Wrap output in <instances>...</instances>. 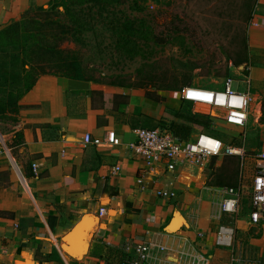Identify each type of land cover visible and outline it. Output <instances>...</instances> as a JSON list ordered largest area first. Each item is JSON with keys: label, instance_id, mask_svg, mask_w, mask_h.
Segmentation results:
<instances>
[{"label": "crops", "instance_id": "obj_1", "mask_svg": "<svg viewBox=\"0 0 264 264\" xmlns=\"http://www.w3.org/2000/svg\"><path fill=\"white\" fill-rule=\"evenodd\" d=\"M50 1L0 0V28L20 19L31 6ZM247 35L253 59L247 74L257 87L264 86V0L257 1ZM82 88H86L83 80L44 74L19 100L21 108L9 136L23 132L12 145L16 159L8 153L11 163H6L0 155V176L9 171V181L0 180V264H119L130 246L163 230L194 240L211 256L210 264H230L229 250L215 243L220 222L214 215L225 187L208 184V162L202 166L182 161L175 171L161 172L154 179L148 176L147 187L142 188L144 163L132 144L137 140L134 128L143 126L124 118L123 103L113 109L105 97L95 105L90 96L75 93ZM103 90L130 95V106L161 118L163 109H152L153 101L143 93ZM177 102L168 98L164 105ZM110 130L117 135L113 145L85 141L86 133L102 140ZM0 139L9 150L1 133ZM157 188L176 195L160 197ZM250 209L251 184L242 186L235 227L239 229L241 221L243 233L262 231L253 240L263 261L264 224L249 221ZM172 223L181 226L169 230Z\"/></svg>", "mask_w": 264, "mask_h": 264}, {"label": "rangeland", "instance_id": "obj_2", "mask_svg": "<svg viewBox=\"0 0 264 264\" xmlns=\"http://www.w3.org/2000/svg\"><path fill=\"white\" fill-rule=\"evenodd\" d=\"M136 1L141 8L140 11L135 10L137 5L133 3L134 0H128L126 4L121 5L129 17L137 19L136 24L143 32L135 51L131 50V46L128 50L122 48L118 42V31L113 30L111 24L108 25L111 16L108 19L105 13L99 17L95 29L86 32L84 42L73 39L59 42L49 36L48 43L56 44L60 53L56 55L45 53L46 57L59 63L76 57L85 69L87 78H90L83 80L86 82V88L76 91V94L90 96L96 105L102 103L105 97L112 102L115 100L116 93L105 94L103 89H129V92L134 89L153 101L152 109L158 106L163 109L161 118L158 120L146 115L147 113H143L141 107L136 105L130 106V95L120 98L124 100L122 102L125 108L124 118L136 126L154 127L162 125L159 123L162 118H169V108L181 104L180 91L187 84L223 89L225 78L230 76L236 80L245 78L243 70L247 67H243V64L238 65L235 61L244 57V36L247 35L254 18L258 0ZM43 6L47 9L51 7L49 2ZM58 9L62 11L63 7ZM51 14L56 15V12L53 11ZM43 17L36 15L35 19L45 23ZM31 53L25 51V47L17 45L0 48V87L17 90L23 86L26 73L23 66L24 58L29 61L27 70L28 74H31L30 78L40 72L39 66L33 64ZM56 62L46 64V70L63 76V71ZM117 84H141V87ZM165 86L178 90H166ZM234 87L247 90L244 82L235 81ZM251 92L253 96H256L257 92L259 95L256 96L258 100L251 104L249 122L244 129L215 121L214 127L210 130L217 133L224 142L243 147L245 155L244 157L219 155L210 159L206 164L210 172L208 184L227 187L242 181L247 188L251 184L257 155L264 153V86L257 87L252 81ZM155 96L159 98L156 99ZM168 98L178 100L179 103L165 106ZM192 109L194 111V106ZM14 114V117H0V133L9 148L8 150L4 147L0 139V155L6 163H11L8 153L13 155V160L16 159V151L12 145L15 139L19 138L17 133L12 138L9 137L14 131L13 126L19 112ZM10 167L16 174L15 166L10 164ZM7 172L0 176L1 181L7 180ZM180 226V223L177 226L172 223L168 229L174 230ZM242 226L240 221L238 228L242 229ZM239 229H236L232 247L227 248L230 252V264H264V259L262 261V257L258 255L259 247L253 240L254 237H260L262 231L250 230L246 234Z\"/></svg>", "mask_w": 264, "mask_h": 264}, {"label": "built area", "instance_id": "obj_3", "mask_svg": "<svg viewBox=\"0 0 264 264\" xmlns=\"http://www.w3.org/2000/svg\"><path fill=\"white\" fill-rule=\"evenodd\" d=\"M235 81L244 82L247 90L235 88ZM251 84L252 80L248 74L240 80L230 76L224 79L223 89L188 84L181 89L180 96L194 106V112L211 115L216 121L244 129L249 122L251 104L258 100L251 92ZM221 98L223 102H220ZM133 131L137 135V140L132 144V149L144 163L140 167L142 188L147 187L145 180L148 176L154 179L161 172L175 171L182 161L203 165L219 155L239 157L245 155L243 147L226 143L204 131H199L188 140H183L162 127H137ZM85 141L98 145L102 142L113 145L117 142V135L114 130H110L106 132L104 139L100 140L86 133ZM209 141L217 146L213 147ZM257 158L251 181L249 213V221L254 225L264 224V153L258 154ZM33 170L37 172L36 164H33ZM242 186L243 182L240 181L237 186H227L223 190L224 197L214 215L220 222L215 235V243L218 246L231 248L233 245L236 233L235 222L241 208ZM155 193L167 198L176 195V192L166 188H157ZM225 216L228 217V222L224 220ZM199 236H203V233ZM174 242L176 243L172 244ZM194 242L189 238L177 236L174 231L163 230L155 237L143 239L130 246L121 257L119 264H210L211 256L199 249Z\"/></svg>", "mask_w": 264, "mask_h": 264}, {"label": "trees", "instance_id": "obj_4", "mask_svg": "<svg viewBox=\"0 0 264 264\" xmlns=\"http://www.w3.org/2000/svg\"><path fill=\"white\" fill-rule=\"evenodd\" d=\"M127 1L128 0H51L49 2V5H51L50 9H47L43 5H33L22 14L20 19L0 28V48L12 45L25 47V51L28 50V53L32 52L33 64H37L40 68V72L30 78L31 74H28L27 70L29 61L24 58L23 66L26 73L23 86L17 90H8L5 87H0V117H14V113L19 112L21 108L19 100L33 87L40 75L53 74L58 76L55 72H47L45 66L46 64H54L56 62L53 59L47 58V54L45 53H52L53 55L60 53L56 44L53 45L48 43L50 41L48 40L50 35L54 40H59V42L67 39L84 42L86 32L93 31L97 25V21H99V17L105 13L107 14L105 16L106 18L109 19L111 16L108 25L111 24L112 29L118 31V42L121 43L122 48L128 50V47L131 46V50L135 51L139 44L138 39L143 35V32L136 24L138 22L137 19L129 17L125 10L121 8V5L126 4ZM137 2L138 1L134 0L133 3L137 5ZM59 7H63V10L61 11L58 9ZM135 10L140 11V6H135ZM53 11L56 12V15L51 14ZM36 15H43L45 23L35 19ZM45 25L47 26L46 28ZM244 40V57H240L235 63L238 65L247 63L245 66L247 67L253 62V59L252 56H249L248 52V35L244 36ZM56 64L60 66V69L63 71V76L78 80H90V78H87L84 71L85 69L76 57L67 62L63 60V63L56 62ZM51 67L53 68L55 66ZM243 72L247 74V68H245ZM117 85L133 87L136 84ZM136 86L141 87V84H137ZM164 88H166V90H178V88L170 86H165ZM99 93L103 94L102 92ZM126 96L127 95L121 94L114 95L115 100L112 102L113 109L118 108L119 104L124 102V100L120 98ZM156 97L159 98V96H155V98ZM192 108L193 105L190 102L182 99L179 107H171L168 109L170 113L168 114L169 118H162L159 122L162 125L150 128H166L183 140L192 138L198 131H204L219 138L217 133L215 134L210 131L211 128L214 127L216 119L205 113L194 112ZM18 136L22 139L23 132H18ZM237 185L238 184L233 186ZM0 213H2V211H0Z\"/></svg>", "mask_w": 264, "mask_h": 264}, {"label": "snow or ice", "instance_id": "obj_5", "mask_svg": "<svg viewBox=\"0 0 264 264\" xmlns=\"http://www.w3.org/2000/svg\"><path fill=\"white\" fill-rule=\"evenodd\" d=\"M190 95H192V94L190 93ZM204 98L205 99H211V97H204ZM220 102H223V98H221ZM202 143H203V141H202ZM209 144H211L213 147L217 146V145L214 144V142H211V141H209Z\"/></svg>", "mask_w": 264, "mask_h": 264}, {"label": "water", "instance_id": "obj_6", "mask_svg": "<svg viewBox=\"0 0 264 264\" xmlns=\"http://www.w3.org/2000/svg\"><path fill=\"white\" fill-rule=\"evenodd\" d=\"M20 171V170H19ZM21 172V171H20ZM23 180H25L24 176L22 175Z\"/></svg>", "mask_w": 264, "mask_h": 264}, {"label": "bare ground", "instance_id": "obj_7", "mask_svg": "<svg viewBox=\"0 0 264 264\" xmlns=\"http://www.w3.org/2000/svg\"><path fill=\"white\" fill-rule=\"evenodd\" d=\"M177 215V214H176Z\"/></svg>", "mask_w": 264, "mask_h": 264}]
</instances>
